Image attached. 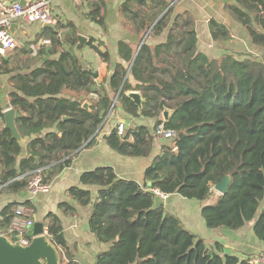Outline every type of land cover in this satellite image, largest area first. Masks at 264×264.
<instances>
[{
	"label": "trees",
	"instance_id": "16d2710c",
	"mask_svg": "<svg viewBox=\"0 0 264 264\" xmlns=\"http://www.w3.org/2000/svg\"><path fill=\"white\" fill-rule=\"evenodd\" d=\"M175 1L127 0L121 6V14L132 22L141 42L137 48L119 42L122 63L110 78L109 92L97 90L98 75L65 50V45L76 46L74 25L67 26L64 39L57 32L51 34V54L59 53L57 59L14 78L16 92L10 94V101L20 114L16 125L21 136L29 138L27 155L38 162L28 156L19 159L24 147L2 124L0 187L8 193L27 190L31 173L37 170L43 169L48 181L70 166L71 155L95 141L117 96L114 109L120 106L133 118L157 119L159 124L165 109L174 113L166 127L176 132L177 151L163 149L146 170L145 185L119 179L113 168L104 167L81 177L82 185L99 188L95 199L90 191L70 190L78 205H92L90 230L100 243L109 245L96 264H251L248 258L225 253L219 242L208 247L177 216L167 213L149 188L205 203L201 215L209 229L235 232L251 224L253 235L264 244V59L228 55L209 61L196 54L190 19L178 16L172 23L175 5L170 6ZM236 2L228 7L229 13L248 29L253 44L264 48V0ZM90 6L88 18L105 29L101 14L105 1L95 0ZM171 23L164 43L151 45L147 39L142 44L147 34L155 38ZM210 29L215 41L229 39V30L217 21L210 22ZM94 42L91 38L89 46L108 61L109 52H102ZM134 91L142 92V109L127 96ZM0 119L4 120L1 108ZM45 130L49 131L43 135ZM106 142L120 155L141 157L149 145V130L138 127L124 136L113 130ZM226 176L231 177L228 192L217 194L213 190ZM18 205L14 202L2 211L0 225L5 230ZM60 208L76 213L67 204ZM45 223L52 242L66 250L63 264H80L69 252L58 217L51 213Z\"/></svg>",
	"mask_w": 264,
	"mask_h": 264
},
{
	"label": "crops",
	"instance_id": "0c3cea01",
	"mask_svg": "<svg viewBox=\"0 0 264 264\" xmlns=\"http://www.w3.org/2000/svg\"><path fill=\"white\" fill-rule=\"evenodd\" d=\"M2 1L7 6H10L15 3L21 4V2H25L24 5H26L34 0ZM94 1L82 0L80 3H77L74 0H53L51 3V15L55 23L52 26L46 27L40 23L28 24L21 19H16L13 22L10 32L17 41L18 47L0 64V108L3 114L8 105L14 109L10 101V94L16 92L17 82L14 78L19 75L29 74L32 70L41 67L46 60L57 59L59 53L51 54V34H56L57 32V36L64 39V36L69 34L67 26L70 25L75 26L77 36H84L89 42L83 47L79 55L75 51V46L65 45V50L77 55L86 69L92 70L98 75L95 82L97 90L104 89L108 92L110 91V78L117 64L122 63L119 56V42H128L134 48H137L141 39L136 36L132 22L120 12L121 6L127 0H104L105 7L101 14L106 18L105 29L88 18L91 7L90 3ZM236 3V0H176L170 6L175 5L172 23L174 18L178 16L190 19L193 24L191 32L194 34L196 40L195 53L203 54L209 61L218 60L228 55L239 58L250 56L264 59V48L254 45L248 29L235 21L229 13L228 7L236 5ZM170 7L159 17L157 22L169 11ZM212 20L224 25L229 30L228 40L215 41L212 38L210 29V22ZM172 23L161 35L155 38L145 37L146 40L148 39L149 44L158 45L164 43L170 32V28H172ZM147 35L149 36V34ZM91 38L95 40L94 45L98 46L102 52H109L110 59L108 61L102 60L99 54L89 46ZM145 38L142 40V44ZM238 46L243 47L245 50H239ZM131 80L135 84L132 78ZM137 92L142 94L141 91ZM91 98L95 99L93 96ZM116 99L117 97L114 98V101ZM86 102L89 103L86 100L84 104ZM114 108L115 105L114 107L112 106L109 113V115L112 113L110 115L111 118L108 119L107 117L99 128V133L95 134V141L93 143L87 142L82 149L73 153L71 155L70 166L64 168L54 178L48 180L51 184V189L48 193L40 194L31 199L28 190L20 193H8L6 190H3V187H0V221L2 211L9 204L14 202L22 204L30 201L35 211V221H40L44 224L46 236L51 242L45 218L52 213L59 219L62 228L61 234L73 258L80 264H96L98 255L106 251L109 245L100 243L90 230L89 223L92 205H78L70 196V190L72 188H80L90 191L95 199L99 188L82 185L81 177L86 172L104 167L113 168L119 179L135 181L143 186L147 183L145 179L146 170L153 164L155 158L162 153L163 149L165 147H174V150H177L174 146L175 139L169 142L154 135L157 119L133 118L126 114L120 106L116 109ZM115 110L127 116V121L124 120L128 125L127 131L138 127H146L149 130V145L143 156L128 157L120 155L106 142L112 131L116 130V124L118 123L112 120ZM2 124L5 126V120H1L0 126ZM48 131L45 130L43 135ZM102 134H107L108 137L103 139L101 138ZM32 138H36V136H32ZM28 143L29 138H23L24 149L19 158L20 160L26 156L28 158L31 156L27 155L26 148ZM20 160L17 164L18 169H20ZM200 203L187 200L179 195H173L167 203L163 204L167 213L177 216L191 233L194 232L193 234L199 238H203L208 247H213L216 242H219L224 246L225 253L240 258H246L251 252L258 253L264 251V244H257L254 240L253 225L251 224L235 232L223 229H207L204 222L198 217L199 212H201L205 204L202 203L200 205ZM62 204L76 208V213L74 215L65 213L60 208ZM198 227L201 229L199 233L195 229ZM0 235L6 236L9 239L14 238L13 234L10 233V228L5 230L1 225ZM31 237H33V230L31 231ZM54 245L57 247L59 253L60 264H63V260H66V250L56 244ZM247 247H251L249 252L247 251Z\"/></svg>",
	"mask_w": 264,
	"mask_h": 264
},
{
	"label": "built area",
	"instance_id": "2783aa9c",
	"mask_svg": "<svg viewBox=\"0 0 264 264\" xmlns=\"http://www.w3.org/2000/svg\"><path fill=\"white\" fill-rule=\"evenodd\" d=\"M53 0H34L33 2L22 5L15 3L7 6L5 2L0 0V64L6 59L9 54L14 52L18 45L14 36L10 32L13 22L16 19H21L28 24L40 23L52 26L55 22L51 15V3ZM80 3L82 0H74ZM96 82V80H95ZM98 99V95H92ZM1 123V119H0ZM127 123L119 121L116 124V130L119 136H124L127 131ZM154 135L160 138L174 140L176 132L166 127L163 121L155 126ZM51 189V184L46 180L43 169L31 173V179L28 184L29 197L31 199L40 194L48 193ZM157 198L164 200L170 199L171 195L163 193L159 189L149 188ZM35 211L32 205L19 204L15 209L14 217L10 227V233L18 238L22 246H29L32 242L31 231L35 225ZM251 264H264L263 260H254Z\"/></svg>",
	"mask_w": 264,
	"mask_h": 264
},
{
	"label": "water",
	"instance_id": "95a60500",
	"mask_svg": "<svg viewBox=\"0 0 264 264\" xmlns=\"http://www.w3.org/2000/svg\"><path fill=\"white\" fill-rule=\"evenodd\" d=\"M22 5L25 2H21ZM46 27L48 25H45ZM148 35L146 36V38ZM145 38V40H146ZM143 41V43L145 42ZM88 39L84 36H78L75 51L79 55L83 47L88 44ZM122 92V88L119 94ZM118 94V95H119ZM127 96L131 98L134 103L142 109L145 102L142 94L139 92H129ZM118 99V96H117ZM115 104H113L114 107ZM90 104L86 102L83 105L84 109H88ZM173 111L165 109L162 113V119L165 123H169L173 118ZM20 116L19 112L10 108L8 105L4 112L5 128L9 129L15 140L23 146V137L21 136L17 125L16 119ZM67 119V118H65ZM99 131L97 132V134ZM96 134V135H97ZM95 135V136H96ZM107 134H102L101 138L106 139ZM177 151V150H176ZM29 159L36 164L38 158L35 156H29ZM231 183V177L226 176L219 184L215 186V190L220 195H225L228 192ZM0 264H60L59 253L57 247L47 238L44 224L40 221H36L33 228V238L29 246H22L18 238L14 237L9 239L6 236L0 235Z\"/></svg>",
	"mask_w": 264,
	"mask_h": 264
},
{
	"label": "rangeland",
	"instance_id": "374dc122",
	"mask_svg": "<svg viewBox=\"0 0 264 264\" xmlns=\"http://www.w3.org/2000/svg\"><path fill=\"white\" fill-rule=\"evenodd\" d=\"M239 50H245L243 47H241V46H238L237 47ZM141 94V93H140ZM117 99L114 101V104L116 105L117 103ZM112 114V113H111ZM110 114V115H111ZM108 116V119L109 118H111V116ZM145 118V117H144ZM145 119H152V118H145ZM112 120H114V121H116V122H119V121H127V116L124 114V113H122V112H120V111H116L115 110V112H114V114L112 115ZM124 121V122H125ZM157 137V136H156ZM158 138H160V137H158ZM163 140H166V141H171V139H165V138H162ZM214 192H216V190H215V188H214V190H213ZM217 193V192H216ZM217 194H219V193H217ZM157 201H159V202H161V203H167L168 201H169V199L168 200H164V199H162V198H157ZM190 201H195V200H190ZM197 202H199V201H197ZM200 205H202V203H200ZM200 211V210H199ZM198 217L204 222V220H203V217H202V215H201V212H199V214H198ZM204 225H205V222H204ZM205 227H206V225H205ZM207 228V227H206ZM198 232L197 233H199V231H201V229H200V227H198V228H195ZM207 229H209V228H207ZM194 233V232H193ZM200 235V234H199ZM254 236V235H253ZM255 237V236H254ZM255 242L257 243V244H262L260 241H258L257 239H256V237H255ZM251 250V247H247V251L249 252ZM246 258H248L249 260H250V262H254V260H263L264 259V251H261V252H258V253H255V252H251V253H249L248 255H247V257ZM246 258H242V259H246Z\"/></svg>",
	"mask_w": 264,
	"mask_h": 264
}]
</instances>
